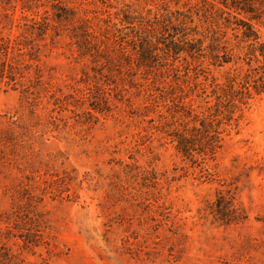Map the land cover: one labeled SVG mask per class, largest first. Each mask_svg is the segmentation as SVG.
Returning a JSON list of instances; mask_svg holds the SVG:
<instances>
[{
  "label": "rangeland",
  "instance_id": "rangeland-1",
  "mask_svg": "<svg viewBox=\"0 0 264 264\" xmlns=\"http://www.w3.org/2000/svg\"><path fill=\"white\" fill-rule=\"evenodd\" d=\"M227 3L0 0V264H264V0Z\"/></svg>",
  "mask_w": 264,
  "mask_h": 264
},
{
  "label": "trees",
  "instance_id": "trees-1",
  "mask_svg": "<svg viewBox=\"0 0 264 264\" xmlns=\"http://www.w3.org/2000/svg\"><path fill=\"white\" fill-rule=\"evenodd\" d=\"M246 0H228L227 5L223 4L224 8L227 9H232V10H236L237 13H239V15H253L254 10H252L250 7H248L245 3ZM239 11V12H238ZM243 13V14H242ZM254 18V17H253ZM240 28L242 29V33H243V38L245 41V45L247 47V49H249V53L253 56L251 60L255 59V60H259L258 55H257V49H255V44L251 42L250 45V41H255L260 43L262 40V36L261 33L259 31H257L255 29V26H253L251 23L249 24H239ZM176 34H178V36L183 35L182 32H176ZM188 35V34H187ZM194 38H192L193 40H198V34H193L192 35ZM178 40V39H177ZM181 40L179 39L177 41V44L175 45V47L172 49L175 52H178L181 48L182 50L185 49L184 47H182V43L180 42ZM201 43V41H200ZM244 47V46H243ZM197 47H194L193 49H196ZM198 49V48H197ZM201 49V48H199ZM187 51V50H185ZM149 55H151V53H149L148 50H145V52L142 55V59L144 60V62H146V64H144L146 66V70L147 68L149 69ZM261 93L264 92L263 89L260 90ZM210 102V101H207ZM182 105L180 106H185L186 104L185 102H181ZM190 112L192 113V115H187V114H183L184 117H189V121H195L196 123H198L197 121H199L198 124L201 125L202 128H204V130H206L207 126L204 125L202 122L204 121H208V119L210 120V118L208 117H201L200 114H204L203 112L200 113L199 111L196 110V108L194 107L193 104H190L189 106ZM204 116V115H203ZM209 122V121H208ZM201 127L199 128L198 125H195L196 129H201ZM179 130V129H178ZM181 133H174V140L177 142V147L178 149L181 151V153H183L185 156L189 157V153L190 151H195V149H193L192 145V140L194 139V136L192 134H189L186 132V130H180ZM213 149V148H212ZM237 193L232 189H227V190H220L217 194V198H216V202H215V212H216V217L221 220L223 223H230V222H238L241 220L246 219L249 215L245 209V207L242 205V203L240 202L239 198L237 197Z\"/></svg>",
  "mask_w": 264,
  "mask_h": 264
}]
</instances>
